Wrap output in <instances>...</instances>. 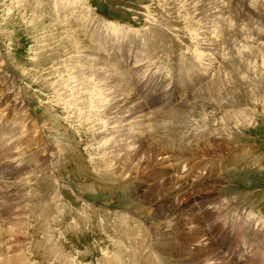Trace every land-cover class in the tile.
<instances>
[{"label": "rangeland", "instance_id": "1", "mask_svg": "<svg viewBox=\"0 0 264 264\" xmlns=\"http://www.w3.org/2000/svg\"><path fill=\"white\" fill-rule=\"evenodd\" d=\"M68 1L0 0V57L4 58L0 63L1 253L9 254L10 264H63L74 258L79 259V264H101L104 256L108 255V261L117 252L114 245L109 246L115 239L111 231L115 229L116 213L126 211L121 218L128 214L136 216L131 225L141 224V234L146 237L137 245H149V252L142 249L140 264L159 262L154 258L145 261L152 251L165 260L162 264H264V221L255 216L257 213L264 217V19L259 12L249 13L244 0H227L228 14L217 0ZM263 2L257 0L255 4L264 7ZM217 5L224 12L221 35L211 33L216 23L213 9ZM80 7L88 14V21H76L75 31L64 26L65 18ZM169 22L167 36L161 43L158 33L150 27L152 23ZM208 38L211 42L219 38L215 50L222 60V69L225 68L222 84L227 90H221V114L230 110L233 100L242 102L238 113L244 108V121L238 125L229 121L230 130L216 122L218 130L213 133H202L200 126L190 128L182 143L191 147L178 150L158 145L147 150L144 137L131 139L127 152L133 149L130 157L134 159L131 157L130 162L133 159L137 165L133 164L132 173L120 178L116 171L124 166L125 134L117 133L107 145L93 138L95 130L124 119L136 131L148 126L152 131L148 137L154 139L151 143L158 144L160 136L149 129L150 122L167 118L165 111L172 107L174 110L180 96L191 93L193 88L179 84V80L183 75L190 80V75L196 77L216 56H208ZM72 39H79V43ZM97 42L101 58L108 61L111 52L112 65L123 71L128 69L127 72L133 70L128 62L135 63L143 55L138 52L139 47L153 50L149 69L143 63L140 68L136 66L135 77L131 75L133 81L126 79L134 85L127 83L122 101L99 115L92 113L88 103L114 100L115 94L110 87L93 80L97 75H91L92 80L79 79L80 61L78 64L76 60L78 52L86 50L87 45L96 46ZM163 42H167V47ZM121 47L127 55L116 50ZM129 54H133L131 61ZM181 54L186 59L184 63L176 60L182 58ZM141 67L147 68L146 74L138 77L136 73L141 74L137 72ZM211 70L216 68L205 73ZM25 71L36 75L37 80ZM231 74L236 79L234 86L227 83ZM138 82L140 86L135 85ZM116 83L108 81L110 86ZM164 83L167 98L158 93ZM196 84L194 81L193 85ZM246 87L249 96L244 93ZM217 90L212 92L214 97ZM241 96L245 99L237 98ZM205 113L213 118L209 97L203 96L189 115L202 119ZM82 114L88 115L87 123L81 119ZM224 134L230 136L226 138ZM56 140L60 142L59 148ZM116 140L119 141L115 143ZM205 141L212 146L221 142L222 150L203 148ZM106 156H110L115 169L111 172L112 168L105 164L103 174L95 165ZM181 161L193 169L205 168L212 180L186 182L181 174L185 167L179 166ZM44 167L45 172L53 167L57 170L60 199L66 205L64 218V208L58 210L52 202L53 190H49L56 188L53 179L39 171ZM159 185L158 190H150ZM204 205V213L211 207L209 221L215 220L216 212L221 210V233L206 230L199 211V206ZM243 207H247L244 213ZM40 215L50 222L54 238L50 237L48 225L37 222ZM140 238L141 235L137 240ZM52 239L54 243L50 244ZM115 245L126 248L122 242ZM111 247L114 251L106 254V248Z\"/></svg>", "mask_w": 264, "mask_h": 264}, {"label": "bare ground", "instance_id": "2", "mask_svg": "<svg viewBox=\"0 0 264 264\" xmlns=\"http://www.w3.org/2000/svg\"><path fill=\"white\" fill-rule=\"evenodd\" d=\"M15 0H11V2H14ZM218 2L222 3L226 13L228 14V10L230 12V8H229V4H227V0H217ZM231 1V0H230ZM257 0H244L245 4H246V7L248 8L249 10V13H252V12H255V11H258L261 18L264 19V7L263 6H260V5H256L255 2ZM68 2H71L70 0ZM259 2V1H258ZM264 3V2H263ZM262 3V4H263ZM79 5V4H78ZM83 5V4H82ZM149 6V5H148ZM84 7H86V5L84 4ZM146 7V5H145ZM79 9V10H77ZM76 10V13L75 14H72V16H68L65 18V22H64V26L66 27H70L72 28L73 27V30L75 31L74 28L77 29V27H75L74 23L76 21H79L81 22L82 21H88V14L86 13V11H83V9L81 10V7L80 8H77ZM228 9V10H227ZM257 13V12H256ZM224 16V12H223V9L221 8V5L220 6H216L214 9H213V16L216 20V23L214 25L213 28H211V33H214V34H220L221 33V20H223V18H221V16ZM171 16V15H170ZM222 16V17H223ZM228 16V15H227ZM229 19V18H228ZM231 19V18H230ZM230 23H231V20H229ZM92 22V21H91ZM228 23V21H227ZM228 24V25H231L232 27V24ZM174 24V23H173ZM225 24V23H224ZM84 25V24H83ZM91 25V24H90ZM169 25H171V22H169L168 24H161V25H157L156 23H152V27H150L153 31L157 32L158 33V41L162 43V40L164 39V37L167 36V31H168V28H169ZM234 25V24H233ZM78 26V25H77ZM80 27V25L78 26ZM212 27V26H211ZM227 27V26H226ZM229 27V26H228ZM83 28H86V27H83ZM222 28H224L223 24H222ZM233 28V27H232ZM235 28V27H234ZM82 29V28H81ZM225 29V28H224ZM72 29H70L71 31ZM83 30V29H82ZM230 30V29H229ZM79 31V30H77ZM223 31V30H222ZM233 31V30H232ZM239 31V29H238ZM236 31V32H238ZM86 32V31H85ZM152 32V31H151ZM82 33V32H81ZM88 33V32H87ZM223 33V32H222ZM230 33V32H229ZM80 34V33H79ZM79 34L77 36H79ZM85 34V33H84ZM166 34V36H165ZM225 34V33H224ZM227 34V32H226ZM232 34V33H231ZM221 35V34H220ZM76 36V38H77ZM225 36V35H224ZM84 37V36H83ZM86 37V36H85ZM90 37H93V36H90ZM213 37V34L210 35V38ZM226 38V36H225ZM81 39V38H80ZM93 39V38H92ZM172 39V38H171ZM174 39V38H173ZM212 39V38H211ZM218 39L219 38H215L213 39V42L210 41V39L208 38V41H209V45H210V48L208 49V56H209V53L210 54H214L216 56L210 58L212 61H210V63H208L205 67H204V70L203 72L198 71L196 77L194 78V81L197 83L196 85H193L192 88L193 90L191 91V93L187 94V95H182L180 96V102L179 103V106L178 104H174L176 107L174 108L173 110V107L171 109H165L166 113H168V117L167 118H162V119H159L157 120L156 122H153L151 121L149 126H151V130H153V132H156V134H158L160 136H158L159 140L157 139V142L158 144H153L151 143L154 139H149V134L152 132H150V130H148V126H142L141 130L140 131H136L134 129V127L130 126L128 124V122L126 120H122L120 123L118 124H114V125H111L109 127H99L95 130L94 134H93V138L94 139H97L98 141H100V143L104 144V143H107V145H109L113 139V137L119 133V132H123L125 134V137L122 136V138H124V144H123V148L126 149V155H124V157L122 158V160H124V166L123 167H119V162H116V166L119 167V168H122L120 170H117L116 173L119 175L120 178L124 177L125 174H127V172L131 171H134L135 169V166L133 164H136V163H133L132 160L134 159L132 156V160L130 162V155L131 153L133 152V149L132 151L130 150V152L128 151L127 152V148L129 147L130 148V140L132 139L133 141H136L138 138H142L144 137V142L146 144V148L147 150H149V148L155 146V145H158L160 147H163V148H168V149H181V148H188V147H191L190 145L188 144H183L182 143V138L184 137L185 138V135L186 133H190V130L191 129H198V127L200 126V129H201V132L203 133L205 130L209 131L210 133H213L215 131L218 130V128H216V122L217 125L222 123V125H226L227 128L229 129V123L230 122H235V124H239L240 122H243L244 121V117H243V114L242 112L244 111L243 109H241V114L238 113V110L240 109V105L242 102H235L234 100L232 101L231 103V108L229 111H224L222 112L221 114V90L225 91L227 90V87H225L223 84H222V78H223V72L225 70V68L222 69V60L220 59L219 55L216 54V47H217V44H218ZM221 39V37H220ZM89 40V39H88ZM165 40V39H164ZM73 42H77L79 43V39L78 41L76 39H72ZM91 42L93 40H90ZM166 41L168 42L167 38H166ZM174 41V40H173ZM225 41V40H224ZM230 41V40H229ZM82 42V41H80ZM115 42V40L113 41ZM167 42H163L164 43V46L167 47L165 45V43ZM178 42L179 39H178ZM76 43V44H77ZM173 43V42H172ZM175 43V42H174ZM173 43V44H174ZM181 43V42H180ZM178 43V44H180ZM222 43V41H221ZM75 44V45H76ZM86 44V42H85ZM88 44V43H87ZM170 44V43H169ZM95 45V43H94ZM168 45V44H167ZM176 45V43H175ZM175 45H170L169 47L171 48V46H175ZM222 45V44H220ZM225 45V44H224ZM223 45V46H224ZM84 46V45H82ZM163 46V48H164ZM178 46V45H177ZM180 47L181 44L179 45ZM222 46V47H223ZM86 47V46H85ZM146 46H142V47H139L138 49V52L139 53H142L143 55H141V57L135 62V63H129L127 65H132V68L133 70H129V73L128 75L130 76V79L132 80V78L135 77V75L133 74V72L137 69V67L140 68V63H143V64H146V67L148 68V66H150L148 63L150 62L149 59L152 58V55H153V50L150 48V47H147L148 50L145 49ZM168 47L167 50H170ZM220 48V50L223 48ZM77 48L79 49L80 47L77 46ZM176 49L178 47H175ZM100 47L98 46V42L96 43V46H90V45H87V48L86 50L84 51H81V52H78L79 53V58H77L76 56V60H77V63L78 61H80L78 64V69H77V77L81 80H92L91 79V75H97L95 79L93 80H96L98 82H100L101 84H104L108 87H110L112 89V91L114 92L115 94V99L114 100H103V101H99V100H93V101H90L88 103V107L90 108V110L92 111L93 114L95 115H99L101 113H104L106 111L109 110L110 106L111 105H114V104H118L122 101L125 93H126V85L127 83L129 85H131V87L134 85L133 83L129 82V81H126L125 78H123L121 75V73L118 71V69H116L111 61H109V57L111 56V52L110 54L107 55L108 57V61H104L101 56V52H100ZM175 49V50H176ZM81 50V49H80ZM118 50L119 54H124V55H127L126 54V51L121 47L120 49H116ZM135 49H131V52H133ZM165 51V49H162V51ZM172 50V49H171ZM170 50V51H171ZM224 51V50H223ZM117 52V54H118ZM168 52V51H167ZM166 52V53H167ZM222 52V51H221ZM218 53V54H221ZM172 53V52H171ZM176 53V52H175ZM226 53V52H225ZM118 54V55H119ZM130 56H127L128 60L131 61L132 57H133V54H129ZM174 55V54H172ZM171 55V56H172ZM180 55V53H179ZM182 55V58L179 57V56H174V57H179L178 59H176L177 61H179L180 63H184L186 62V59L184 58V54H181ZM222 55H225V54H221ZM164 56V55H163ZM167 56V55H166ZM169 56V55H168ZM226 56V55H225ZM224 56V58H225ZM5 57V56H4ZM120 57V56H119ZM170 57V56H169ZM166 58V57H165ZM187 58V57H186ZM115 59V58H114ZM2 60L4 61V58L0 57V63L2 62ZM96 60H99V61H96ZM127 60V59H126ZM166 60V59H165ZM175 60V59H174ZM171 61V60H169ZM173 61V60H172ZM199 61V60H198ZM189 62V61H188ZM193 62V61H192ZM195 62V61H194ZM193 62V63H194ZM200 62V61H199ZM3 63V62H2ZM167 63H168V60H167ZM172 63V62H171ZM191 64V62H189ZM173 64V63H172ZM196 64V63H195ZM194 64V65H195ZM201 64V63H200ZM213 64H216V65H213ZM127 65H126V68H127ZM137 66V67H136ZM144 66V65H142ZM190 66V65H189ZM189 66L186 70V72L188 71L189 69ZM80 67V68H79ZM130 67V66H128ZM163 67V66H162ZM225 67V66H224ZM131 68V69H132ZM145 68V69H147ZM215 69L216 70H211L208 74L205 73L208 69ZM218 68V69H217ZM142 69V67H141ZM144 69V70H145ZM149 69V68H148ZM185 69V68H183ZM182 69V70H183ZM144 70H139L137 72H140L141 74L138 75V73H136V75L138 77H141V76H144L146 74V72H144ZM128 71V69H127ZM125 71V73L127 72ZM147 71V70H146ZM180 71V70H179ZM28 74L30 77H33V79H35V81L37 80V78L35 77L36 75H34L33 73H30V72H24V74ZM169 74V73H168ZM188 74V72H187ZM131 75H132V78H131ZM232 75V74H231ZM124 76V75H123ZM134 76V77H133ZM208 76V80H205V78ZM167 77V75H166ZM233 78L235 79V77L232 75V76H229L227 77V83L229 86H234L236 85V79L233 80ZM109 80H116L118 81V83H116L115 86H110L108 84V81ZM133 81V80H132ZM193 81V82H194ZM219 82V83H218ZM138 85L140 86V82L138 83H135V85ZM190 84H188V86H190ZM178 88V87H177ZM218 89V90H217ZM217 90V96L214 97V94H212V92H215ZM244 90V93L247 94L249 96L250 92H249V89L248 87H246ZM176 91H178L176 89ZM158 93L163 95L165 98H167V90H166V86H165V83L163 86H161V88L158 90ZM18 94V93H17ZM148 93L144 94L147 96ZM203 96L205 97H209V104H210V107H211V110L213 111V113L211 115H213V118L210 117V114L208 113H205L203 115H206L205 117H202V119H199L201 117H197V118H191L190 117V113L192 111H194L197 107V102L199 100H202L203 99ZM164 98V99H165ZM239 100H244L245 98L243 96L241 97H237ZM183 99H185V101H183ZM187 99V100H186ZM163 100V99H162ZM178 100V99H177ZM246 104L247 102H251V101H244ZM252 103H250L251 105ZM170 105V104H169ZM173 105V106H174ZM178 106V107H177ZM248 106V105H247ZM253 106V104L251 105ZM250 106V107H251ZM169 107V106H168ZM243 110V111H242ZM87 117L88 115L87 114H82L81 115V119L83 121H85L87 123ZM208 117V118H207ZM211 118V119H210ZM173 119V121H172ZM193 120V121H191ZM213 120V121H211ZM220 120V121H219ZM230 121V122H229ZM177 126V128L175 127ZM215 126V127H214ZM219 126V125H218ZM187 127V128H186ZM221 127V125H220ZM154 128V129H152ZM185 128V129H184ZM191 128V129H190ZM220 129V128H219ZM222 130V129H221ZM224 130H225V127H224ZM230 130V129H229ZM228 130V131H229ZM220 131V130H219ZM223 131V130H222ZM227 131V129H226ZM148 133V134H147ZM219 133V132H218ZM229 133V132H228ZM231 133V131H230ZM156 134L154 137H156ZM151 135V134H150ZM224 136L227 138L228 136H230V134H224ZM153 137V135H152ZM143 139V138H142ZM156 139V138H155ZM229 140V139H228ZM119 140H116L115 143H117ZM56 147H58V144L60 145V142L58 140H56ZM204 147H208L209 149V146H212L210 143H208L207 141L204 142ZM217 144L218 146H212V150H219L221 151V142L220 143H215ZM59 148V147H58ZM217 148V149H215ZM166 150V149H165ZM57 151H59V149H57ZM171 151V150H170ZM136 152V151H135ZM164 152V151H163ZM172 152V151H171ZM134 153V152H133ZM226 153V152H224ZM224 155V154H222ZM135 156V155H134ZM165 157L168 158V155H164ZM173 156V155H172ZM170 156V157H172ZM99 159V157H98ZM137 160V159H135ZM48 161V160H47ZM95 161V160H94ZM100 161V162H99ZM100 165H99V163ZM98 162L96 163L97 165L95 166H99V170H102L103 174H104V168L103 166L105 164H107L108 166H110V171L113 172V170L115 169V165H114V162H112L110 160V156H106L104 158H100L98 160ZM136 162V161H135ZM141 162V161H140ZM51 164V163H49ZM137 165V164H136ZM139 165V163H138ZM51 166V165H50ZM116 167V168H117ZM137 167V166H136ZM47 168V167H46ZM45 167L44 168H41L39 171L42 172V174H45V176H48L49 178L48 179H53L52 182H54L53 185L56 186L55 189H52L50 188L49 191H52L51 192V196L53 198L52 202H53V205L59 210L61 208H64V211H62L61 213V217L64 218V215H66V205L63 201H61L60 199V189L59 188V184H60V179L58 178V176L56 175L57 173V170L53 167L51 168L50 170H48V172H45ZM133 169V170H132ZM47 171V170H46ZM56 175V176H55ZM128 176V175H127ZM174 177H176V175L174 174ZM179 178H181L180 176H178ZM140 178V176H139ZM123 180H125L123 178ZM134 180H136V178H134ZM134 184V183H133ZM164 184V183H163ZM50 187V186H49ZM48 187V188H49ZM139 187L142 188V184L139 183ZM159 187H161V185L158 186V188H151L150 190L153 189V191L155 190H158ZM51 204V202H50ZM124 214H127V212L125 211L124 213H116V216H115V219H114V223H113V227H115V229H113V231H111V234H112V237L115 238L114 240H112V244H109V246H113L115 248H117V252L116 253H113L112 254V257L107 261L105 259V257H107L108 255L104 256L103 260H101V264H135V260H139L140 258V255L142 253V249L143 247L144 248H147V252H149L148 250V247L149 245L147 246H144L143 245H137V244H140L143 242V238H144V241L146 239V237L142 236L143 234H141V224H137V223H133L132 222V225H131V220L132 218L133 219H136V216H132L130 214H128L125 218H121L122 215ZM66 217V216H65ZM110 217V216H109ZM40 219L37 220V222H40L41 224H46L48 225V231H50L51 235L50 237L52 236L54 238V235H53V232H52V229H51V224L50 222H47L48 219L43 216V215H40L39 217ZM122 219H123V222H122ZM37 226V225H36ZM204 227V226H203ZM143 230V228H142ZM46 232V231H45ZM139 233V235H138ZM141 235V238L139 240H137V238ZM111 236V235H110ZM109 238V237H107ZM111 239V238H109ZM54 240L52 239V241H50L49 243H54L53 242ZM131 241V243H130ZM136 241V243H135ZM116 242H122L124 243V245H126V248H121L119 249V246H116L115 243ZM43 244V243H42ZM46 244V243H45ZM119 244V243H118ZM133 244V245H131ZM38 245V244H37ZM44 245V244H43ZM47 245V244H46ZM51 246V245H50ZM37 248V247H36ZM40 249V247H39ZM140 250V251H139ZM110 251V254L111 252H113L114 250L111 248H106V254H108V252ZM145 252V251H144ZM156 258H154L156 260V262H158L157 264H162L163 261L165 262V260L163 259H159L157 257V255L154 254V251L151 252ZM143 254V253H142ZM150 254V253H149ZM217 254V253H216ZM72 254H70L71 256ZM145 255V253H144ZM0 256H1V259H4V263L5 264H10V261H9V254H5V253H1L0 251ZM63 256H68V255H61L60 257H63ZM143 256V255H142ZM222 256V255H221ZM219 258V257H218ZM145 259V258H144ZM153 259V258H152ZM223 259V258H222ZM66 260V259H65ZM221 260V259H220ZM224 260V259H223ZM63 261V260H62ZM64 262V261H63ZM69 262H77V264H79V259L77 258H74L72 260H67L65 263L63 264H68ZM223 262V261H222ZM55 262H53L54 264ZM62 262H57L56 264H61ZM145 263V262H144ZM147 264V263H145Z\"/></svg>", "mask_w": 264, "mask_h": 264}]
</instances>
